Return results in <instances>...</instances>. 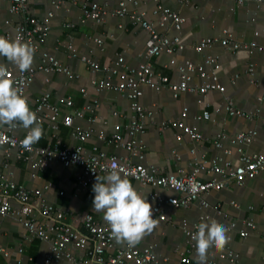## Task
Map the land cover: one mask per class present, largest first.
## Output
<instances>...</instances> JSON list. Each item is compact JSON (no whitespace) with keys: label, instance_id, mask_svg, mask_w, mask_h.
I'll list each match as a JSON object with an SVG mask.
<instances>
[{"label":"crops","instance_id":"0c3cea01","mask_svg":"<svg viewBox=\"0 0 264 264\" xmlns=\"http://www.w3.org/2000/svg\"><path fill=\"white\" fill-rule=\"evenodd\" d=\"M63 1L62 8L55 11L50 34L43 49L48 50L66 66L74 78L71 79L61 73L48 75L38 73L27 91L32 100V110L34 100L45 91L50 92L51 103L60 106L62 117L72 115L77 110H84L86 105L97 102L98 107L92 108L97 116L94 123L89 122L90 113L88 112L83 117L76 118L78 124L92 130L90 140L81 143L71 136L69 128L61 125L58 136L63 145L69 147L82 145L86 154H90L96 145L99 151H103L108 156L128 158L134 164L143 162L147 167H155L165 175H176L180 171L190 174L198 163L204 160L211 161L218 156H222L224 161L230 160L238 164L236 135L255 129L257 131L255 141L243 146V149L245 152L264 156V130L261 127V120H264V101L260 102V98L264 97V51L244 47L232 52L219 45L201 52L193 49V46L203 39L223 37L225 31L230 32L240 44L264 45V9H260L255 2L247 1L239 5L233 0H195L187 4L181 0H161L164 7L185 19L180 35L186 49L149 59L144 54L148 38L147 31L133 25L128 18L108 17L104 23L96 25L89 21L80 22L84 2L100 5L108 3L111 8H116L119 0ZM136 1L138 6L131 5V9L145 13L148 20L159 31L171 36L177 34L172 24L167 23L164 27L159 25V17L154 14L153 0ZM10 7L8 1L0 0V35L3 36L13 35L16 24L21 21L19 15L10 12ZM30 8L38 18H43L48 11L52 10L49 0H35ZM66 23H73L76 28H66L64 26ZM96 38L103 39L104 45H98L94 41ZM68 44L75 45L80 55L89 54L92 51L93 58L100 63L103 71L93 73L79 59L71 58L67 49ZM117 55L124 57L122 62L124 68H137L143 63H150L157 74L167 76L175 84L180 82L179 66L186 61L201 65L211 57L220 64L218 71L220 88L209 91L205 96L200 93L184 92L175 98L168 90L157 92L150 87H144L141 104L153 113L148 117V129L143 137L146 143L143 160L126 149L117 148L109 143V139L116 133L121 134L124 140L128 137L127 127L134 116L128 93L115 90L99 91L92 83L93 80L102 79L109 67L120 66L116 61ZM0 63L15 66L3 57H0ZM40 63L41 54L35 52L32 66L38 67ZM250 67L254 69L253 76L249 74ZM206 71L212 73L213 68L207 66ZM47 79L49 82L46 81ZM208 82L209 79L194 76L191 84L199 88ZM225 96H229L234 107L239 110L255 112L257 108H260L259 117L248 120L231 116L225 108ZM66 98L71 99L70 106L61 104L60 101ZM185 108L188 110L187 117L184 119L186 125L197 127L207 141L198 143L185 135H182L181 141H177V130L170 127L160 129L162 122L178 120ZM205 111L211 114V118L198 119ZM41 127L43 135L38 145H54L56 139H53L54 134L51 129L44 124ZM28 131L29 129L20 127L21 135H26ZM100 134L105 135L107 141H99ZM221 134H225L226 137H221ZM217 139L222 141V149L215 146L214 141ZM225 149L232 150V154H224ZM173 151L176 153L174 154ZM3 152L0 149V160L4 159ZM11 163L10 169L16 181L32 189L44 190L45 198L51 204L71 208L72 214L67 218V223L76 230L85 232L81 218L86 214L93 215L102 224H107L103 219V212H97L93 208L92 185L95 179L87 189L76 192L75 186L82 172L79 166L55 161L45 170L40 171L36 178H32L25 163L17 160L15 156L11 159ZM202 176L204 179L209 178L205 173ZM131 182L138 191L148 195V198L153 193L164 195V197L177 195L172 191L145 187L133 180ZM47 185H50L49 189H45ZM61 192L64 194L61 195ZM205 199L211 208H203L198 203H193L188 208L168 209L169 220L161 224L152 235H145L137 245L140 248L152 245L160 264H185L182 262V254L187 248V236L181 227L182 222L186 221L191 228L195 224L220 225L214 210H221L237 223V230L228 231L231 239L226 246L233 248L241 255V264H264V172L248 180L243 186L233 184L228 188L211 191ZM12 206L18 209L20 204L13 200ZM36 213L38 219L42 221L38 209ZM203 216H209V219L200 221ZM246 220H252L256 228L248 229L249 235L243 238L239 231L244 228ZM0 225L2 227L0 248L15 255L17 249L20 246L23 247L25 253L21 264H46L47 259H52L50 245L30 237L15 219L0 218ZM71 252L75 255L85 254L84 251L71 250ZM208 258H212L219 264H227L224 249L212 250ZM13 259L0 253V264H18ZM59 264H69V262L63 259ZM191 264H198V261L193 258Z\"/></svg>","mask_w":264,"mask_h":264},{"label":"built area","instance_id":"2783aa9c","mask_svg":"<svg viewBox=\"0 0 264 264\" xmlns=\"http://www.w3.org/2000/svg\"><path fill=\"white\" fill-rule=\"evenodd\" d=\"M8 1L11 5L10 12L21 17V21L16 24L13 35L7 34L6 37L15 40L31 42L36 52L41 54V63L38 67H33L28 71H20L16 66H8L16 86L22 95H25L31 106L32 100L28 96V89L34 82L38 73L52 74L61 73L69 78H74L70 70L64 66L54 55L43 47L46 44L50 30L52 27L55 11L62 8L63 0H49L52 10L48 11L43 18H38L32 13L30 5L35 0H3ZM195 0H181L183 3L191 4ZM239 5H243L247 1H253L260 8L264 9V0H233ZM155 3L154 14L159 17V25L164 27L167 23L173 25L176 35H169L156 29L145 13L130 6H138L136 0H119L116 8H111L108 3L100 5L97 3L84 2L82 5V16L80 22L102 24L106 18H128L133 25L140 26L148 33V38L144 47V54L147 58L159 57L163 54H174L186 49L180 31L185 19L170 9L164 7L161 0H153ZM66 28H76L73 23H66ZM122 27V26H120ZM98 45L103 46L104 41L101 38L94 40ZM216 45L221 46L227 51L236 52L242 48H249L256 51H264V45L251 43L249 45L240 44L235 37L228 31L224 32V36L215 39H203L193 46L197 52L204 49L212 48ZM69 56L79 59L93 73L103 71L100 63L93 58V52L80 55L73 44L67 46ZM124 57L116 56L117 64L120 66L109 67L102 79L93 80V85L97 90H115L126 91L131 100V106L134 111L131 123L127 127L128 137L124 140L119 133L114 134L109 143L117 148H123L132 155L144 159L143 151L146 143L143 139L148 129V117L152 115V111L147 110L141 104V98L144 95V87L161 92L163 90L170 91L176 98L178 94L200 93L205 96L209 91L220 88L218 71L220 64L215 58H207L204 63L197 65L192 61H186L179 66L180 82L172 83L170 79L161 74H157L150 63H143L137 68L128 69L122 66ZM213 68L212 73L206 71V67ZM249 74L254 75L253 67H250ZM194 76H200L203 79H209V82L199 88L192 86ZM49 82V80H46ZM264 101V97L260 98V102ZM61 104L70 106L72 101L70 98L62 99ZM225 108L231 116L243 117L248 120H254L259 117L261 112L257 108L255 112H245L234 107L233 101L229 96H225ZM60 107V106H59ZM51 103V94L45 91L34 100V109L40 125H47L54 134L56 139L54 145L39 146L38 142L33 143L30 147H25L21 141L27 135L20 134V127H10L8 125L0 127V149L4 152V159L0 160V218L11 217L15 219L20 226L32 238L38 239L40 242L50 245L52 259H47L46 264H59L63 259L69 264H160L154 253L152 245L140 248L137 244L129 247L127 244L121 245L111 234L108 224H102L97 221L93 215L86 214L81 218L82 226L85 232L76 230L67 223V218L72 214L69 207H60L49 203L45 198V192L41 189H32L15 180L14 174L11 172V159L13 156L17 160L25 163L32 178H36L38 173L45 170L55 161L63 164L79 166L81 174L76 184V192L87 189L93 180L99 174H107L111 170L120 171L122 175H126L131 181L139 182L142 186H149L154 189H163L176 193L175 196L164 197L157 193L149 196V201L153 204L154 218L157 224L153 231L146 235H152L154 231L163 223L169 220L168 209L188 208L193 203H198L203 208H211L205 196L211 191H218L236 184L243 186L245 183L256 178L260 173L264 172V156L257 153L245 152L243 146L252 144L255 141L257 131L249 129L236 135L235 141L238 145V164L233 161H224L222 156H218L211 161L204 160L195 166L190 174L180 171L178 174L165 175L155 167H147L143 162L132 163L128 158L118 156H108L103 151H99L98 146L92 149L90 154H86L82 145L74 147L65 146L59 139V128L61 125L71 130V136L84 143L90 140L92 130L84 127L76 122L77 117H83L86 112L90 113L89 122L94 123L97 116L94 107H98L97 102L93 105H86L84 110H77L72 115L61 116V108ZM94 108V109H92ZM188 110L185 108L181 113V117L174 121H164L160 125V129L173 128L177 130L176 139L181 141L182 135L189 137L192 141H207L204 135L199 132L195 126L186 125L184 119L187 117ZM211 114L205 111L198 119L209 120ZM261 127L264 130V120H261ZM225 138V134H221ZM99 141H107V137L103 134L98 136ZM217 148H223L222 141L217 139L214 141ZM232 150L225 149L224 154L231 155ZM175 154L176 151H173ZM203 173L209 176L204 179ZM47 185L45 189H49ZM64 192H61L63 195ZM77 196V194H75ZM15 200L20 204L18 209L13 208L12 201ZM38 205V207H36ZM40 218L37 217V211ZM213 209V208H212ZM214 210V209H213ZM216 216L219 219L220 226H224L228 231L237 230V223L233 221L223 211L217 210ZM209 219V216L201 217L200 221ZM229 221V222H226ZM244 228L240 229L243 238L249 235V230L256 228L252 220L244 221ZM188 227V223L183 221L182 229L187 236V248L182 254V262L191 264V260L195 255V243L192 240V234L196 231L197 226ZM2 227L0 225V233ZM72 251H84L83 255H75ZM0 253L18 264L23 262L25 250L19 247L15 255L9 251L0 248ZM227 264H241V255L233 248L226 246L224 248ZM206 264H219L212 258L207 257Z\"/></svg>","mask_w":264,"mask_h":264},{"label":"clouds","instance_id":"9594fccd","mask_svg":"<svg viewBox=\"0 0 264 264\" xmlns=\"http://www.w3.org/2000/svg\"><path fill=\"white\" fill-rule=\"evenodd\" d=\"M35 52V46L29 41L0 35V57L6 58L22 72L31 68ZM38 120L27 97L16 86L8 65L0 63V125L29 129L21 141L27 148L43 135ZM92 192L94 210L103 212V219L118 243L133 247L156 226L157 219L148 195L138 191L120 171L111 170L106 175L96 176ZM191 238L195 243L198 264H206L209 253L223 250L231 239L228 229L216 223L198 225Z\"/></svg>","mask_w":264,"mask_h":264}]
</instances>
